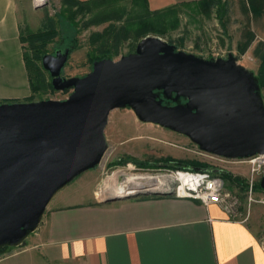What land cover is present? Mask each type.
Here are the masks:
<instances>
[{"label":"water","instance_id":"1","mask_svg":"<svg viewBox=\"0 0 264 264\" xmlns=\"http://www.w3.org/2000/svg\"><path fill=\"white\" fill-rule=\"evenodd\" d=\"M69 54L66 47L41 58L53 89H71L67 98L0 103V250L23 245L54 195L99 165L115 108L129 107L141 122L185 135L209 154L264 155L259 86L232 53L207 59L146 35L134 52L94 60L85 75L64 77ZM160 92L175 103L164 104ZM259 185L264 192V174ZM150 187L101 201L143 195Z\"/></svg>","mask_w":264,"mask_h":264},{"label":"rangeland","instance_id":"2","mask_svg":"<svg viewBox=\"0 0 264 264\" xmlns=\"http://www.w3.org/2000/svg\"><path fill=\"white\" fill-rule=\"evenodd\" d=\"M46 1L43 7L35 9L33 0H19L24 61L37 87L32 90L30 100H62L71 92V89L56 91L50 88L51 77L41 64L44 54H54L56 49L68 47L70 54L61 74L64 77L82 76L91 69V56H101L103 46L111 49L112 59L134 52L141 39L139 30H145L142 27L146 20L158 29L165 28L163 34L147 30L146 35L159 36L177 49L207 59L226 58L232 53L239 64L257 76L264 38L251 40V34H256L251 22L256 9L264 12V0H221L219 7H213L208 13L200 11L195 3L181 4L173 12L161 13L162 22L132 0L95 1L82 10L74 5L70 11L65 9L72 5L71 1L70 5L63 4L62 0ZM69 15L73 16L72 21L68 19ZM175 23L176 27H171ZM246 43L249 44L240 53L238 45ZM260 95L264 102V89ZM104 134L108 147L101 162L72 182L85 179L94 188L95 195L100 187L105 191L104 197L119 195L115 192L119 181H114L113 177L123 172L151 176L142 187L171 191L177 182L169 174V170L174 169L167 165L173 164L170 159L185 164L202 162L225 171V187L237 200L234 205L236 217L246 218L264 245V203L259 201L264 192L256 188V201H248L245 193L250 169L248 162L233 163L201 153L185 135L154 123L141 122L129 107L110 112ZM108 188L111 189L106 190Z\"/></svg>","mask_w":264,"mask_h":264},{"label":"crops","instance_id":"3","mask_svg":"<svg viewBox=\"0 0 264 264\" xmlns=\"http://www.w3.org/2000/svg\"><path fill=\"white\" fill-rule=\"evenodd\" d=\"M147 1L161 9L200 0ZM254 12L251 40H263L264 12ZM19 23V0H0V103L34 101ZM74 183L54 195L23 245L0 250V264H264L254 228L217 203L173 193L103 202L85 179Z\"/></svg>","mask_w":264,"mask_h":264},{"label":"built area","instance_id":"4","mask_svg":"<svg viewBox=\"0 0 264 264\" xmlns=\"http://www.w3.org/2000/svg\"><path fill=\"white\" fill-rule=\"evenodd\" d=\"M33 4L37 5L36 0H33ZM201 153L212 155L213 157L221 160H225L233 163L248 162L250 164L249 174L245 193L249 202H254L255 197V186L256 181L261 179L264 174V155L256 154L248 158H224L216 156L213 154L206 153L201 151ZM169 174L173 176L180 177V179H174L177 184L171 192L178 197H188L198 199L203 202L205 205L211 203H217L222 208H224L232 218H237L235 214L234 205L237 202L235 196L226 189L225 180L223 177L217 173L208 170H192L185 168H174L169 170ZM154 186H151L149 189H146V194H153L155 191ZM105 191L103 187L99 188V191L96 194L97 199H103ZM264 203V194L263 198L259 200ZM246 220V218H244Z\"/></svg>","mask_w":264,"mask_h":264},{"label":"trees","instance_id":"5","mask_svg":"<svg viewBox=\"0 0 264 264\" xmlns=\"http://www.w3.org/2000/svg\"><path fill=\"white\" fill-rule=\"evenodd\" d=\"M70 1L72 2L71 3L72 5L69 4ZM95 1H102V0H88V1L62 0V3L70 5V6H68V8L65 9L66 11L67 10L70 11L72 9V6H74V5L75 6L77 5L78 8L82 10L83 8H87V7H85V5H87L88 3L95 2ZM112 1H114V0H112ZM132 1L135 4H140L141 6H143L145 8L146 12H148L149 14H152L153 16L157 17L160 20L159 22L163 21V18H161L159 16V15H161V13L173 12V11H175L176 7L178 6V5H172V6L164 7V8L158 9V10H150L149 7H148V1L147 0H132ZM221 2H222L221 0H200L198 2H195V4L199 8L200 11H202L204 13H208V11H210L213 7H215V6L219 7ZM72 18H73V16H70V15L68 16V19L70 21L73 20ZM143 23L145 24V26H143L142 29H145V30H139V33H138L139 39L143 38L147 34V32H146L147 30H152L154 32H158V33H161V34H163L164 31H165L164 27H162L161 29H158L157 27H155L154 23H152L150 20H146ZM176 25L177 24L175 23V24L171 25V27H176ZM164 26L168 27V25H164ZM248 44L249 43L239 44L238 45V48L240 49L239 50L240 53L244 52V50L246 48V45H248ZM35 50H38V49H35ZM38 52H40V51L38 50ZM112 53L113 52L111 51L110 48H107L106 46H103V48L101 49V56H91V59H92L91 62L93 63V61L97 60V59L111 58ZM255 78H256L257 84L259 86V91H261V89H264V49H262V54L260 55V64H259V67H258L257 76H255ZM29 82H30L31 89L33 91L36 90L37 87L33 83V81H32L30 76H29ZM49 86H50V88L53 89V87L51 85V82L49 83ZM160 98H162L164 104L172 105V104L175 103L172 99L165 98L162 95L161 92H160ZM180 101L183 102L184 99H180ZM169 162H171L173 164H167V165L168 166H172L174 168H185V169H192V170H197V168H202V169H205V170H208V171H212V172H214V170H216V172L219 173L223 177V179H224V176L226 174L225 171H223L221 169L212 168V167L208 166V164H205V163H202V162H198V161H191V162H188L187 164H185L181 160H171L170 159ZM255 188H258V189L262 190L260 185H259V183L256 184Z\"/></svg>","mask_w":264,"mask_h":264},{"label":"bare ground","instance_id":"6","mask_svg":"<svg viewBox=\"0 0 264 264\" xmlns=\"http://www.w3.org/2000/svg\"><path fill=\"white\" fill-rule=\"evenodd\" d=\"M44 1H46V0H36L37 3H42ZM171 177L174 179H180V177L173 176V175H171ZM150 178H151V176H149V175H144V174L126 175L125 173L121 172L119 174H116L113 177L114 181H117V179L119 181V182H117L118 187H117L115 192H117L119 195L134 192L135 189L142 188L145 181L149 180ZM121 180H123V181H121ZM109 189H111V188H108L106 190H109Z\"/></svg>","mask_w":264,"mask_h":264},{"label":"flooded vegetation","instance_id":"7","mask_svg":"<svg viewBox=\"0 0 264 264\" xmlns=\"http://www.w3.org/2000/svg\"><path fill=\"white\" fill-rule=\"evenodd\" d=\"M58 49H61V50L63 51L65 48H58ZM56 50H57V49H56ZM56 50H55V51H56ZM55 51H54V53H55Z\"/></svg>","mask_w":264,"mask_h":264}]
</instances>
